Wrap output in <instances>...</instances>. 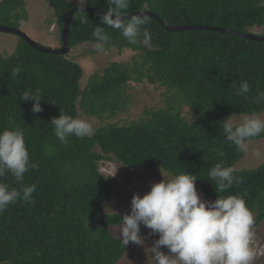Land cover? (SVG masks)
Here are the masks:
<instances>
[{"label": "trees", "instance_id": "trees-1", "mask_svg": "<svg viewBox=\"0 0 264 264\" xmlns=\"http://www.w3.org/2000/svg\"><path fill=\"white\" fill-rule=\"evenodd\" d=\"M62 30L68 12L79 4L47 0ZM85 6L106 11L107 0H88ZM151 11L169 26L209 25L264 35V0H130L128 14ZM24 0H3L0 23L27 19ZM88 16L87 24L79 23ZM99 15L77 12L69 29L71 49L95 44L92 32ZM149 37L136 45L116 30L105 28V48L136 52L132 63L114 62L83 87V67L70 57L42 53L19 37L11 54H0V131L19 126L25 132L31 159L39 165L25 175V184L37 185L34 203L18 202L0 214V263L10 264H119L132 242L124 247L119 231L123 214L104 207L112 193L109 177L99 163L115 160L136 170L163 169L176 176L185 171L197 177L196 188L216 200L247 192L255 225L264 221V163L239 171L243 182L218 193L207 179L216 163L234 165L244 156L224 139L219 121L231 114L264 112L254 103L264 90V41L210 30L168 31L149 17ZM260 26V27H258ZM1 33V32H0ZM20 67L18 76H11ZM147 79L177 90L180 105L192 108L189 121L181 110L168 106L149 118L130 124L108 123L83 139L70 136L61 144L49 123L61 110L73 117L112 118L126 110L128 83ZM248 80V99L236 95L237 85ZM41 90L43 111H31L34 101H22L25 90ZM176 101V100H175ZM54 103V104H53ZM11 120V125L9 121ZM104 120V119H103ZM264 135L252 139H263ZM223 152L225 155H218ZM19 188L11 174L0 180Z\"/></svg>", "mask_w": 264, "mask_h": 264}, {"label": "clouds", "instance_id": "clouds-1", "mask_svg": "<svg viewBox=\"0 0 264 264\" xmlns=\"http://www.w3.org/2000/svg\"><path fill=\"white\" fill-rule=\"evenodd\" d=\"M87 2L78 0L77 12L86 13ZM107 4V10L100 17L103 26L96 25L92 32L95 50L104 52L110 41L106 27L118 31L132 45L139 43L141 36L145 39L149 37L145 28L150 23L148 14L139 12L129 15L130 0H107ZM88 19V16H81L79 23L87 24ZM21 71L22 68L15 67L10 75L18 76ZM232 87L236 89V95L244 99H248L252 91L248 80H242L238 85L233 82ZM253 100L256 104H264V90L258 91ZM22 101H34L33 113L43 111L44 100L38 88L23 91ZM49 123L61 144H66L70 136L83 139L93 133L91 122L67 115L62 110ZM219 129H222L226 142L247 154L252 139L264 135V115L253 112L237 117L233 113L219 121ZM252 154L264 158V150L260 148ZM218 155L225 154L219 152ZM38 167L30 157L22 128L11 126L0 131V180L10 173L20 186L17 188L0 182V214L18 202H35L33 193L37 185L25 184L24 180L26 173ZM236 172L234 165L224 166L221 161L210 168L207 179L221 193L243 182ZM163 177L142 196L135 193L130 213L121 216L118 235L124 247L130 242L143 243L140 234L143 225L150 229V234H158V239L150 247L153 264H253L257 255L252 245L255 219L246 201L247 192L225 197L219 195L216 200L208 201L199 194L194 174L185 171L173 178H165L164 174Z\"/></svg>", "mask_w": 264, "mask_h": 264}, {"label": "rangeland", "instance_id": "rangeland-1", "mask_svg": "<svg viewBox=\"0 0 264 264\" xmlns=\"http://www.w3.org/2000/svg\"><path fill=\"white\" fill-rule=\"evenodd\" d=\"M3 0H0V3ZM27 19L16 21L12 17L10 23L22 29L37 43L51 48H60L61 36L58 26L55 27L56 21L51 5L47 0H24ZM72 3L78 4V0H69ZM19 41V36L13 33H0V54H11ZM136 52L131 49H125L119 52L115 48H105L104 52L95 50L94 45L83 43L71 49L70 57L79 63L85 72L82 86L84 87L94 74H102L104 69L114 62L132 63V57ZM178 93L177 90L173 89ZM168 86L162 84L150 83L147 79L142 82L131 81L128 83L127 98L129 100L126 110L121 111L117 116L112 118L97 116H84L80 118L86 119L93 125V133L95 130L108 123H118L119 125L130 124L138 122L143 119H148L147 112L167 108V99L175 97V100L169 99L168 106L172 105L175 109L181 110L189 121L194 119L192 115V108L187 104H181L178 98L173 94ZM264 115V112L260 113ZM241 114H236L240 116ZM92 133V134H93ZM91 134V135H92ZM260 148L264 150V138L251 141L249 151L236 164V169L239 171L257 168L264 163V158H257L252 153L255 149ZM99 169L105 176L109 174H116L109 176L112 183V193L109 200L105 204V211L109 214L113 213H130L131 200L135 193L141 196L150 191L151 185L155 182L161 181L165 178H173L167 171L163 169L156 170H136L128 168L115 160H106L99 163ZM198 190V189H197ZM201 197L208 201H214L203 192L199 191ZM120 225V224H119ZM119 225L113 226L112 232L119 231ZM253 241L252 245L256 251V259L253 264H264V221L259 225H253ZM141 236L143 237L142 244L132 243L129 251L119 264H153L150 247L156 239L158 234H150V229L141 225ZM165 252L168 250L165 248ZM0 264H10L4 262Z\"/></svg>", "mask_w": 264, "mask_h": 264}, {"label": "water", "instance_id": "water-1", "mask_svg": "<svg viewBox=\"0 0 264 264\" xmlns=\"http://www.w3.org/2000/svg\"><path fill=\"white\" fill-rule=\"evenodd\" d=\"M79 10V5L74 6L67 15L64 28L62 30V40L63 45L60 48H51V47H45L36 41H34L26 32H24L22 29L18 27H12V26H6L0 23V32H6V33H13L17 34L19 37L26 40L31 46H33L36 50L42 52V53H54V54H60L64 55L70 52L71 46L69 41V29L71 25V21L73 19V16L77 11ZM85 12H90L93 14H97L99 16H102L104 14V11L97 7L93 6H85L84 8ZM148 14L149 17L157 19L161 25L168 31L176 32V31H183V30H210V31H218L222 33H227L231 35H236L242 38L250 39V40H256V41H264V35H258L257 33L252 32H241L238 30L230 29V28H222L217 26H209V25H180V26H169L167 25L164 20L159 17L157 14L151 12V11H142ZM139 13V12H137ZM136 14V13H133ZM131 15V14H129ZM58 26L57 23L55 24V27ZM260 27V26H258Z\"/></svg>", "mask_w": 264, "mask_h": 264}]
</instances>
